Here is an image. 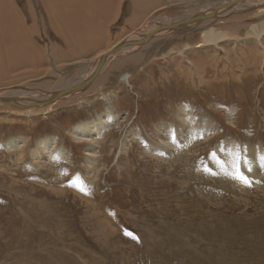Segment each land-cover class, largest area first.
Returning a JSON list of instances; mask_svg holds the SVG:
<instances>
[{"label":"rangeland","instance_id":"374dc122","mask_svg":"<svg viewBox=\"0 0 264 264\" xmlns=\"http://www.w3.org/2000/svg\"><path fill=\"white\" fill-rule=\"evenodd\" d=\"M13 1L25 27L19 45L42 51L46 63L38 61L40 71L53 64L47 62L44 47L48 56L51 47L78 53L66 32L55 31L39 0ZM195 1L160 0L157 10L151 11L155 5L141 10L142 17L150 13L141 25L147 31L161 20L184 18ZM130 4L124 13L130 14ZM162 7L164 12L158 11ZM257 9H264V2ZM257 9L237 8L217 17L213 25L223 24L222 30L234 36L241 20L248 26L260 21L251 19ZM129 20L123 16L114 22L113 33L132 30L134 20ZM197 27L173 31L176 34L165 31L154 43L165 41L167 46L150 53L128 81L116 79L95 92L87 88L70 94L51 103L49 113L38 107L19 115L20 108L0 106V145L13 146L6 152L0 148V264H264V163L242 167L264 160V64L258 74L253 66H238L237 54L257 48L252 35L243 36L239 46L232 40L220 43V52L211 47L183 56L173 53L184 52L186 42L201 40L203 31ZM7 33L0 26L8 63L7 70L0 66L7 71L0 91L26 85L31 92L53 90L55 75L35 78L30 72L37 69L26 60L13 63L12 58L9 64L10 50L19 45ZM23 41L34 45L25 48ZM144 48L121 50L109 62ZM94 55H69L70 63L59 64L56 72L72 70L70 74L77 75L88 62L75 61ZM208 62L227 71L206 68L200 82L198 70ZM19 63L22 66L16 67ZM189 69L194 79L187 77ZM81 73L70 80L76 82ZM104 112L117 119L110 128L101 120L91 125L103 137L91 157L92 144L76 139L71 130ZM184 113L185 123L177 118ZM49 136L67 153V161L53 153L47 157L40 149ZM237 173L254 175L252 180L244 177L245 183Z\"/></svg>","mask_w":264,"mask_h":264},{"label":"bare ground","instance_id":"6f19581e","mask_svg":"<svg viewBox=\"0 0 264 264\" xmlns=\"http://www.w3.org/2000/svg\"><path fill=\"white\" fill-rule=\"evenodd\" d=\"M169 1H172V2L175 1L176 3H178L180 1L183 2V1H193V0H180V1L179 0H169ZM212 1H214V0H212ZM212 1H210V0H200V1L198 0V2L195 1L194 2L195 4L191 3L190 7L187 9V10H191L190 13H188L189 14L188 16H184V18L183 17L182 18H176L174 21L170 22V23H175L177 21H185L192 16L199 15L196 17V19H198V17H200V20L198 22L188 23L187 28H189V25H191L195 29L198 26L197 30L203 31L201 34V40L199 39L200 41L197 44L195 43L196 45L192 42H186V45L185 46L183 45L184 46L183 48L185 50L184 52L178 53L175 51V49L174 50L171 49V50H173L172 52L183 56L186 54V52H189L191 50L196 51L200 48L205 49V48H211L212 47V48H215L217 51H219L220 45H221L220 43H222L224 41H225V43H227L228 41L232 40V41H234V43H237V46H239L240 43L242 41H244L242 39L246 38L243 36L252 35L254 37L252 39L257 41V46H256L257 48L254 52L253 51L248 52V53L244 52L241 55L237 54V57L240 60L238 66H247V68H248V65H250V66H253V68H251V69H254V71L257 72V74L259 73V71L262 72V70H260V65L262 66L264 64V45H263L264 43L262 44V38L264 36V9L259 10L257 8L261 7V5L264 1L262 2L259 0H247V1H244V2L239 3V4H237L235 1L228 3V1H230V0H225L226 2H223L220 4H218V3L215 4ZM39 2H41V4H42L41 7L45 10L44 12H46V14L48 15V17L52 23L53 28H55V31L59 35L66 32V35L68 34L67 39L73 44V46L77 45L78 53H76V52H69L68 53V50L70 49V47H69L66 50L67 54H69L70 56H74L77 54L80 56H82V55L88 56V55L94 53L95 55L93 56L94 58L89 59L90 61L89 60H77V61H75V63L76 62H78V63L85 62V64H86V62H88V64L82 65V70H80L77 73V75L79 73H81V71H84V72L81 73L78 80L76 82H74L75 80L74 81L72 79L70 80V78L73 76H77V75H75V74L71 75L70 73L72 70L65 71L64 73H62L61 71L56 72L59 64L66 66L67 64L70 63V59H72V58H70L69 55H67L62 49L58 50V49H55L53 47H51V49H50L51 52H50V55L48 56L46 54V51L48 49L46 50V47H44V54H45V57L47 59V62L49 63L51 60L53 62V64H51V65L48 64L47 66L43 67L44 68L43 71H40L41 70L40 62H38V61L41 60L43 63L42 65H44V62L46 63V60L44 58V55L42 54V51L40 49L33 48V47H32L33 48L32 50L31 49L30 50H24L23 46L19 45L21 38L23 36L20 33H22L25 30V27L23 25L24 23L22 22V12L20 11V9L17 8V4L13 0H0V26H4L8 31L7 36H9L12 39V41L14 40L13 42H15L16 45L20 46V47L19 46L16 47L15 45H11V46H15V48L10 50V52H9L10 58L7 56L9 64H11L10 61L13 62V59H15V61L13 63L18 62V61L22 62V61L26 60V62L28 61L31 64H33V66L36 67V69H37L36 72H30L32 75L35 76V78L37 76L43 75V73H45V75L49 74L48 75L49 77L55 75V77L57 79L54 81V82H56V84L54 86H52L53 90L49 89L50 90V91H48L49 93L44 92L41 89H38V90L35 89L36 91L34 89H32L33 92H31V90L26 88L27 85L26 86L23 85L25 87H18V88L15 87V88L6 89V90L4 89V91L3 90L0 91V97L12 98L15 102H18L20 105L26 106V105L31 104L33 101L36 102L39 100H45L47 98H50L52 95H54L55 93H57L63 89H67L68 87H70L72 85L78 84V82H80L81 80L89 79L90 77H92L95 69L97 68L98 64L100 63V61L102 59H104V63L100 69V72L92 79L91 84H89L87 87L83 88L82 90H80L78 92L84 91L87 88L90 89L88 92L98 91V90H100L99 88L103 83L108 82V84H111V81L114 83V80H116V79L123 80L126 82L133 75L132 74V72L134 71L133 69H138L140 64L143 62V60L145 62V59L148 57V55L150 53H156L165 44H166L165 46H167V43L165 41H158L157 40V43H154V42H156L155 37L161 36V34L165 33V31H164V32L157 33L152 38H149L146 42H144V44L140 45L139 47H143V48L146 46L147 47L135 55L129 56L127 54L128 55L127 57L121 58L120 60H117L114 63L109 62L110 58H114L117 55H119L117 52L116 54L111 56L109 59H107L109 54L112 53L113 50L116 49L118 46H120L123 42L131 41V40H135V39H140L145 34L151 32V31L157 30L162 24L169 23V22H166L165 20H161V18H160L161 24H158L154 28L151 27V30L148 29L147 31H145L146 27L145 26L143 27V25H141V23L146 18L150 17V16H148L150 13L149 14L146 13L147 15H145V17H142L140 15L141 10L151 9V7H153L154 5L157 8H154V10L152 9L151 11L157 10L159 8V6L161 5L160 0H39ZM129 2L131 3L130 4L131 7L128 6L127 9L130 12V14L128 12L124 13V7H126V3H129ZM214 2H216V1H214ZM198 8H200V10ZM204 8H206V9H204ZM237 8L240 10L245 9V11L246 10L250 11L251 9H255V10L257 9L256 12L251 14V17H252L251 19L253 20V19H255V17H257L258 19H260V21L254 26L252 23L248 26L245 24V22H243V20H241V22L238 26L239 31L237 33H235L234 36L230 35V33L228 34L227 31L224 32L222 30V28L224 26L223 24H220V25L217 24L215 26L213 25L216 22L217 17L222 16L223 14H225L227 12L230 13L229 11H232V10L237 11ZM160 10L162 12H164V7L160 8L158 11H160ZM215 11H216V13H214ZM126 13H128V14L126 15ZM200 14H202V15H200ZM212 14H215V15L212 16ZM33 16H35V15H33ZM123 16L125 19L127 17L126 22H128L129 24H130L129 19L134 20V21H132L134 28L128 32L123 30L120 33L118 32L119 33L118 35H115L112 31L113 30L112 28L114 26H116L114 22H117ZM138 24L140 26H142L141 27L142 29L138 30L140 28L138 26ZM210 24H212L213 27H211V28L207 27ZM152 26H154V25H152ZM137 27H139V28L137 29ZM147 27H148V25H147ZM251 27H254V28H251ZM126 30H127V28H126ZM169 31L173 33L172 30H169ZM176 32H178V31H176ZM176 32H174V33L176 34ZM181 32H183V31H181ZM112 33L115 35V37H112ZM107 34H110L111 37H107ZM191 34H192V36L194 35V33H191ZM174 36H176V35H174ZM189 36H191V35H189ZM9 37H8V39H9ZM181 39H182V36H181ZM25 40H26V38H25ZM27 40L30 43V40L29 39H27ZM161 40H163V39H161ZM165 40H167V39H165ZM12 41H10V42H12ZM245 41H247V40H245ZM174 42H175V40H174ZM24 43H25V48H26V46H27L26 44L29 45V43H27V42H24ZM106 43H107V46L105 47ZM31 45L33 46L34 44H31ZM31 45H29V46H31ZM171 45L172 44H170V46ZM179 45H181V44H179ZM29 46H28V48H29ZM193 46H194V48H193ZM0 47H1L0 66L2 67L5 65V70H7L6 64H8V63L5 62L6 58L4 60V53L5 52H3L4 50H2L1 45H0ZM103 47H104V49H103ZM21 48H23L24 53L21 52V50H20ZM135 48H138V47H135ZM135 48H133V49H135ZM131 49L132 48H124L123 49L124 52H121V51L120 52L125 53L126 52L125 50L129 51ZM200 50H202V49H200ZM63 53H65V55ZM193 53H195V52H193ZM37 56H40L39 59L36 58ZM152 56L153 55H151V57ZM95 58H97V61L95 60L96 61L95 65L91 66L90 62H93ZM225 59L228 61H231V59L228 57H225ZM91 60H93V61H91ZM110 61H111V59H110ZM192 61H194V60H192ZM214 61H217V58L212 60L211 62H214ZM26 62L24 63V65L26 64ZM194 62H191V63L195 64ZM198 62H196V63L199 65ZM203 63H205V62H203ZM233 63H236V62H232V66H233ZM144 64H146V63H144ZM192 64H190V65H192ZM15 66L21 67L22 63L16 64ZM186 66H188V65H186ZM10 68H11V65H10ZM190 68H193V67L190 66ZM206 68H208L209 70H212L214 72L219 71L220 73H221V71L222 72L227 71V70H224L222 68H219V65L215 66L214 64H211L208 62V64H206V67H204L202 70H198V73H201L200 78L198 79V80H200V82L204 81L206 78L205 77ZM106 69H109V70L106 71ZM6 72L2 71V69H0V83L2 82L3 76H5ZM193 72H194V70H193ZM193 72L191 69H189L187 71V73H188L187 77L194 79V77H196V76L193 77V75H194ZM213 75H214V73H213ZM243 75L246 76V75H249V73L246 72V73H243ZM243 75H240V77L241 76L243 77ZM215 76H218L217 73H215L214 78H216ZM7 79H10V76L7 77ZM48 81H49V83H51L52 79L50 78V80L48 79ZM48 81L46 80V83H48ZM192 83H193V81H192ZM206 83H209V82L205 81L204 84H206ZM42 85H44V84H40L39 86H42ZM191 87H196V86H191ZM78 92H75V93H78ZM88 92H86V93H88ZM75 93H73V94H75ZM73 94H71V95H73ZM65 97H68V96H65ZM62 99H60V100H62ZM60 100H58V102ZM49 105L50 104H46L43 106L46 113H49L47 110V108L50 109ZM110 105H108V106H110ZM111 106H113L115 109V106L113 104ZM35 111L36 110H29V108H20V110L18 111V114L19 115L20 114H28L29 115ZM182 116L183 117L178 115L177 118H179L180 120H182L185 123L187 120V114L182 115ZM116 119H117V117L115 119L112 117L111 112H104V114H102L101 116H99V118H97L95 120L75 125L74 128L71 130V132L76 139L92 144V149L90 150V152H91L90 156L92 157V156H94V152H95V149L93 148L94 144L99 143L98 140L102 139L103 137H101L98 134V132L92 130L91 125L98 122L99 120H101L103 122L101 124L107 125L110 128V126L116 121ZM95 140H97V141H95ZM57 144H58V141L56 140V138H52L49 136V138H45L44 140L41 141L40 149L42 151H46L47 157H50L51 153H53V154H55V156L59 157L60 159L67 161L66 160L67 153L63 149L58 148ZM0 148L4 149V151L6 152L7 149L12 150L13 146L11 143H7L6 147L4 145H0ZM234 154H235V150L232 152V155H234ZM262 155L264 156V151L262 152ZM262 163H264V160L261 161L260 163H259V161H249V163L247 165H242V167L243 166H259ZM94 164H95V162H94ZM243 175L245 178L247 177V178H250L252 180L254 174H252V175L251 174L250 175L243 174Z\"/></svg>","mask_w":264,"mask_h":264},{"label":"water","instance_id":"95a60500","mask_svg":"<svg viewBox=\"0 0 264 264\" xmlns=\"http://www.w3.org/2000/svg\"><path fill=\"white\" fill-rule=\"evenodd\" d=\"M234 1L237 4H239V3H242V2L247 1V0H234ZM214 13H216V11ZM200 15H202V14H200ZM213 15H215V14H212V16ZM197 16H199V15L192 16L185 21H177L175 23H170V22L164 23L161 25L162 27L160 26L157 30L151 31V32L145 34L140 39H135V40L123 42L120 46H118L116 49H114L112 53L109 54L107 59H109L111 56H113L117 52L123 50L124 48L139 47L140 45L144 44V42H146L149 38H152L157 33L169 31V30H172V31L184 30L185 31L188 29H194L191 25H189V28H187L188 27L187 25H188V23L198 22L200 20V17H198V19H196ZM103 63H104V59H102L100 61L97 68L95 69L92 77H90L89 79L81 80L80 82H78V84L72 85V86L68 87L67 89H63V90L55 93L54 95H52L50 98H47L45 100H39L36 102L33 101L31 104L24 106V105H20L18 102H15L12 98L0 97V106H13L16 108H30V107L31 108H38V107H43L46 104L54 103V102L62 99L63 97L69 96L70 94L78 92V91L82 90L83 88L87 87L89 84H91L92 79L100 72V69H101Z\"/></svg>","mask_w":264,"mask_h":264},{"label":"snow or ice","instance_id":"6c2138e0","mask_svg":"<svg viewBox=\"0 0 264 264\" xmlns=\"http://www.w3.org/2000/svg\"><path fill=\"white\" fill-rule=\"evenodd\" d=\"M237 175H238V178H239V179H241V180H243L245 183H247V180H246L242 175H240L239 173H237ZM81 190H83V189H81ZM129 235H131V234H129ZM133 238H135V237H133Z\"/></svg>","mask_w":264,"mask_h":264}]
</instances>
